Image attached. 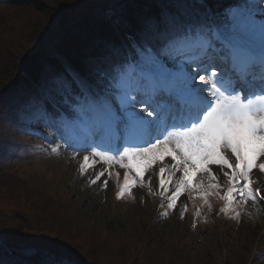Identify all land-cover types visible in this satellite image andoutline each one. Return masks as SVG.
Instances as JSON below:
<instances>
[{
    "label": "snow or ice",
    "instance_id": "1",
    "mask_svg": "<svg viewBox=\"0 0 264 264\" xmlns=\"http://www.w3.org/2000/svg\"><path fill=\"white\" fill-rule=\"evenodd\" d=\"M135 51L131 73L113 70L105 94L77 104L71 122L61 117L62 139L74 148L70 159L80 175L94 177L89 184L105 189L113 176L108 168L123 169L114 173L117 200H135L137 187L155 194L156 175L161 216L177 210L185 194L211 210L215 195L225 202L220 211L239 222L248 204H264V181L252 178L254 171L264 178V20L234 16L221 32L171 18L148 28ZM169 63L179 70L171 71ZM78 80L68 72L53 79L37 101L36 117L67 111L62 93L75 90ZM141 92L140 99L133 95ZM60 149L51 147L57 155ZM187 207L179 208L181 218Z\"/></svg>",
    "mask_w": 264,
    "mask_h": 264
},
{
    "label": "rangeland",
    "instance_id": "2",
    "mask_svg": "<svg viewBox=\"0 0 264 264\" xmlns=\"http://www.w3.org/2000/svg\"><path fill=\"white\" fill-rule=\"evenodd\" d=\"M44 1L53 5L57 0ZM88 1L78 6V0H62L75 4V10L89 4ZM43 13L25 6L0 4V97L10 89L27 85L17 81L19 62L30 51L46 50L47 42L40 37L49 34L50 27L54 33L48 39L55 36L57 41L58 23L53 16ZM40 120L33 122L35 128H42ZM3 125L9 133V121H3ZM26 136L39 145L38 138ZM71 153L61 146L59 155L25 160L17 167L0 165V249L9 248L13 242V250L21 255L0 254V264H244L248 256L255 254L257 236L263 235L264 239V204H248L235 223L234 213L221 212L224 204L214 202L218 221H223L219 226L212 210L200 204L199 199H193L198 204L193 212L186 210L185 221L179 210L161 216L156 175H152L153 187L158 191L155 194L137 187L133 189L135 200L116 201L114 173L124 170L118 166L108 168L113 176L106 189L100 182L92 185L88 181L94 177L80 175L78 162L70 159ZM181 201L183 204L184 199ZM156 209L160 212L157 219ZM197 209L202 222L193 228ZM19 218L25 220L19 222ZM255 224L259 227L254 230ZM260 247L264 248V240ZM6 256L14 261L6 262ZM258 259L254 264H259Z\"/></svg>",
    "mask_w": 264,
    "mask_h": 264
},
{
    "label": "trees",
    "instance_id": "3",
    "mask_svg": "<svg viewBox=\"0 0 264 264\" xmlns=\"http://www.w3.org/2000/svg\"><path fill=\"white\" fill-rule=\"evenodd\" d=\"M165 0H92L79 10L75 4L57 0L56 5H48L44 0H9L10 7H29L40 11L47 17V13L57 21V41L48 39L54 32L48 29L49 34L40 37L47 42L45 51L35 50L24 54L19 62V80L28 84L30 82H43L50 73L63 70L66 65L76 68L83 75L90 77L95 72L107 70L109 54L117 47L122 48L128 35L134 34L144 26H154L155 19L160 14L161 6ZM215 4L230 2V0H212ZM85 0H78L76 4L83 5ZM93 2V3H90ZM77 6V7H78ZM48 17V18H49ZM49 20V19H47ZM46 20V23H47ZM59 21V22H58ZM50 26V22L47 23ZM112 54V53H111ZM46 68V70H44ZM44 70V72H43ZM24 86V85H23ZM25 87V86H24ZM25 88L10 89L0 101V110H7L12 104L24 99ZM8 104L10 106H8ZM5 141L0 146L6 147ZM16 220V219H15ZM22 222L25 220L19 218ZM45 221V220H44ZM43 221V222H44ZM15 244L0 249L3 254L17 253ZM18 251V250H17ZM11 260V259H10ZM7 262L8 260L5 259ZM247 264V259L245 263Z\"/></svg>",
    "mask_w": 264,
    "mask_h": 264
},
{
    "label": "bare ground",
    "instance_id": "4",
    "mask_svg": "<svg viewBox=\"0 0 264 264\" xmlns=\"http://www.w3.org/2000/svg\"><path fill=\"white\" fill-rule=\"evenodd\" d=\"M30 114H31V111H30Z\"/></svg>",
    "mask_w": 264,
    "mask_h": 264
}]
</instances>
